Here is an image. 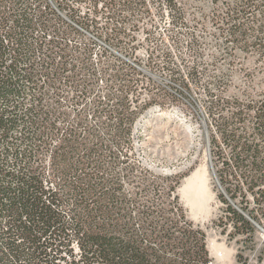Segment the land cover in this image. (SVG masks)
Returning <instances> with one entry per match:
<instances>
[{
  "label": "trees",
  "instance_id": "1",
  "mask_svg": "<svg viewBox=\"0 0 264 264\" xmlns=\"http://www.w3.org/2000/svg\"><path fill=\"white\" fill-rule=\"evenodd\" d=\"M209 1L222 70L202 80L206 66L181 58L184 78L173 66V29L187 22L179 0H0V264H214L177 193L183 174L155 173L132 151L140 118L168 101L143 65L203 88L223 189L216 222L230 240L255 245V223L264 226V0ZM150 3L157 15L168 10L173 43L150 45L142 64L136 32L151 35ZM187 44L200 54L192 33ZM237 51L255 66L242 68L241 95L226 96Z\"/></svg>",
  "mask_w": 264,
  "mask_h": 264
},
{
  "label": "rangeland",
  "instance_id": "2",
  "mask_svg": "<svg viewBox=\"0 0 264 264\" xmlns=\"http://www.w3.org/2000/svg\"><path fill=\"white\" fill-rule=\"evenodd\" d=\"M181 1L179 0L184 6L187 22L177 24L173 29L180 40L178 48L172 47L173 66L177 67L183 78L187 76L185 63L206 66L205 73L200 74L203 80L208 74L222 70L212 61V57L218 53L220 43L219 38L211 34L212 21L208 17L213 9L209 0ZM149 6L153 17L157 8L151 3ZM170 19L168 10L164 8L159 11V15L155 14L150 36L146 29L141 28L136 32L138 39L143 40V45L137 49L136 60L138 58L145 64L149 54L148 47L156 41L161 42L162 47L172 45V39L167 35V29L171 26ZM140 24L149 26V17L142 19ZM191 33L198 39L199 55L192 54L187 44ZM146 37L151 38L150 42ZM112 48L126 57L121 49ZM181 58L186 60L185 63H182ZM143 66L145 73L155 80L153 90L166 95L163 99L168 101L164 103L165 107L155 105L140 118L137 128L143 137L139 141L135 140L132 151L146 168L155 173L183 174L177 193L187 218L205 230L207 249L214 264H264V226L255 223V245H252L230 240L226 234L221 233L217 225L216 221L223 207L219 194L223 189L212 162L210 130L205 109L207 97L203 88L191 82L188 86L184 85L175 80L168 69ZM254 66L252 57L237 51L234 66L228 72L229 83L223 89V94L240 96L239 87L244 73L242 68L249 71ZM193 176L194 187L185 188L188 179ZM233 204L236 205L235 202ZM212 242L215 244L213 247ZM237 252H241L242 259H237ZM259 256L261 260L258 259Z\"/></svg>",
  "mask_w": 264,
  "mask_h": 264
},
{
  "label": "bare ground",
  "instance_id": "3",
  "mask_svg": "<svg viewBox=\"0 0 264 264\" xmlns=\"http://www.w3.org/2000/svg\"><path fill=\"white\" fill-rule=\"evenodd\" d=\"M194 180H195V179H194V176H193V178L188 179L185 188H193V187H194V182H195ZM211 245H212V247H213L215 244H213V242H212Z\"/></svg>",
  "mask_w": 264,
  "mask_h": 264
},
{
  "label": "water",
  "instance_id": "4",
  "mask_svg": "<svg viewBox=\"0 0 264 264\" xmlns=\"http://www.w3.org/2000/svg\"><path fill=\"white\" fill-rule=\"evenodd\" d=\"M147 113H149V111H147L145 114H147ZM213 174H214V172H213Z\"/></svg>",
  "mask_w": 264,
  "mask_h": 264
}]
</instances>
